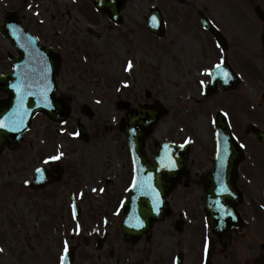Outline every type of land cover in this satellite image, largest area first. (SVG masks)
I'll return each instance as SVG.
<instances>
[{"label":"rangeland","instance_id":"1","mask_svg":"<svg viewBox=\"0 0 264 264\" xmlns=\"http://www.w3.org/2000/svg\"><path fill=\"white\" fill-rule=\"evenodd\" d=\"M28 1L39 4L25 10L24 4L21 5L23 0H6L1 3L0 21L8 6L20 8L22 22L42 38L43 44H52L61 53L63 59L55 79V96H61L69 104L70 114L62 123H52L42 115L35 116L22 144L16 149H6L0 153V247L1 244L3 246V251H0V264H31V258L33 264H36L39 261L36 257V260L33 258V253L47 255L51 251L48 248L59 246L60 225L62 230L64 225L67 232L75 226L72 222L69 226L67 218L61 217L69 215L68 188L75 190L78 185L83 189L85 186H98L96 176L100 167L101 171H107L108 167L115 171L121 169L116 167L114 161L123 162L126 154L125 137L118 128L125 111L123 104L126 102L133 106L135 101L146 102L145 90L151 93L147 102L157 99L167 109V113L155 124L151 138L146 140V149L152 152L153 139H187L191 143L188 157L190 167L208 165L204 156L212 149L211 120L218 111H230L235 125L239 124L241 136V128L249 121H255L264 129V99L259 98L256 86L250 85L248 81L233 96H230L231 93H217L205 98L200 91L203 69L206 66L210 68L220 53L214 49V53L209 51L205 58H200L203 32L196 11L205 12L215 21L227 22L235 17V10L243 8L238 0H128L124 13L122 12L126 20L121 26L112 25L104 16L86 9L87 17L80 16L79 21L62 15H58L57 19L53 9L57 0ZM58 1L74 7L73 0ZM151 6L158 7L166 18V29L161 38L149 35L142 19V15H147ZM111 25L113 28H110ZM141 28H144V32L140 31ZM182 32L184 36L181 35ZM235 50V47L230 48L227 53L229 59H232ZM263 50L250 48L246 51L250 57L252 54L256 56V67L261 65L258 59H263ZM7 52H13V48L0 34L1 73L6 72L9 66ZM238 56L237 59H242ZM129 61L133 62V66L126 70ZM243 64L246 75L244 77L247 78L249 71H253L248 61ZM257 73H254L255 77H258ZM262 77L264 81V75ZM259 80L262 81L261 78ZM260 90H264V87ZM3 96L5 95L0 91V97ZM77 122L85 128V133L79 137L73 135L77 134ZM245 136L249 137L248 133ZM261 146L254 143L253 151L260 149L263 152L264 146ZM20 147H24L23 151L29 157L30 163L27 166L16 152ZM61 152L66 155L62 162L66 169L65 178L59 187L55 185L41 191H31L23 185L32 168L41 164V157L54 156ZM107 157L110 159L107 160L109 166L105 163ZM253 166L262 169V161L253 163ZM258 169L256 172H260ZM89 171L92 173L88 174ZM241 177L243 181L248 178V174ZM191 178L197 179L193 174H190V180ZM104 179H100L99 185H105ZM190 183L191 187L187 191L191 194L187 198L182 194L183 189L179 192V200L189 207L199 203L201 195L200 187ZM255 185L264 187V175L258 178ZM106 186L108 187L104 194H100L98 189L95 193L87 190V197L106 200L111 196L108 193L113 194L115 190L110 184ZM246 191L248 192L247 187ZM120 194L117 192L114 200ZM89 205H86L83 218L89 215ZM110 205L113 207V204ZM38 220L41 223L38 224ZM167 226L166 220H160L155 230L157 234V229L161 228L157 235L152 230L149 241L141 239L137 242L135 252L126 254L131 258L130 264H169L168 252L174 250L176 234L169 232L170 228ZM11 228L14 230V237L11 235ZM201 228L199 225L198 230L192 229L198 233H190L188 243L185 235L178 236L179 248H186V256L188 254L186 264H193L199 256ZM255 228L256 236L264 238V214H258ZM168 233L171 235L166 237ZM114 234L110 241L116 254L111 256L113 261L106 258L105 264L115 263L117 258L123 264L124 252L121 253L120 249L124 244L120 242L117 233ZM13 240L16 241L15 244ZM79 240L80 238L73 243ZM234 244L235 251L233 247L218 251L220 256L214 259L215 264H223L219 260L224 254H228L227 257L232 256V264L251 262L246 241L239 240ZM190 245L191 249H188ZM15 246L16 249L13 248ZM35 246L38 248L32 253ZM88 255L89 253L82 257L87 259Z\"/></svg>","mask_w":264,"mask_h":264},{"label":"water","instance_id":"2","mask_svg":"<svg viewBox=\"0 0 264 264\" xmlns=\"http://www.w3.org/2000/svg\"><path fill=\"white\" fill-rule=\"evenodd\" d=\"M157 18L158 13H154ZM158 27V26H157ZM152 31H160L159 28L155 29L152 27ZM21 60V59H19ZM48 67L51 72V83L53 81V75L56 73V67L57 63L55 59H47ZM14 77V76H13ZM17 80L10 79L9 81H3L0 80V87L4 89H8V85L10 82H12L13 85L18 86L19 83V77L16 78ZM28 82L31 80L28 79ZM45 82H48V80H45ZM15 86V87H16ZM33 89L38 88L39 92L33 93V95L30 98L33 100L29 102L27 100V96L23 95L22 93H19L17 90H12L10 93V101L7 106L1 110L0 115L3 113V111H6L7 108L13 107V105H16V110L18 111L17 115V122L18 124H25L29 122V116H31L36 110L45 111L51 118H65L66 115L69 112V108L67 105H63L62 103L59 104L56 100L52 97L53 90L47 89V87L42 86L39 84L38 86H33ZM22 103L24 105H22ZM163 110L158 108L157 106L153 107H142L134 111V114L132 116H129V121L125 124H122V128L124 132L127 134V137L131 140V144L134 148L135 153L139 156V159L141 163L143 164L144 158H143V152H142V146H143V140L144 137L150 132L151 124H153L156 119L163 114ZM131 127V129H130ZM216 137L218 146L220 147L218 149V154L216 155V160L219 161L222 159L224 154V148L223 144L225 145L226 141L227 144L229 143L231 146V152L235 155L237 161L240 158V151L238 147L233 144L230 134L227 131V126L225 123V120L222 116H218L217 122H216ZM23 128V127H22ZM21 128V129H22ZM15 129L12 128H6V127H0V145L3 141H7L9 144H16L18 140L20 139L24 129ZM168 144H165L162 148L161 145L157 147L158 150H160L157 154V162L151 164L148 169L152 171L153 176V183L154 186L160 191V193L163 195L164 192L168 190V188H165L161 184V177L163 176V173H168V167H164V164L166 161L170 159V157L175 162L177 168L179 170H182L185 165V153L187 151L186 148H169ZM160 148V149H159ZM236 161V162H237ZM227 171L229 173H226L225 175V182L227 183V186L230 188L233 186L235 174L234 172V166L232 165H226ZM166 168V169H165ZM221 168L218 164L215 165V174L217 175V169ZM165 169V170H164ZM178 170V171H179ZM148 175V174H147ZM213 175V173H212ZM212 175L209 177V188L207 191L209 193L214 192V185ZM208 199V197H207ZM214 201V200H213ZM144 205V206H143ZM137 207V213L140 214L142 217L149 215V212L151 210V205L149 202H146L143 199H140V201L136 204ZM208 207L211 209V205L208 204ZM139 208V209H138ZM162 209H165V207H162ZM145 223L147 224V220H145Z\"/></svg>","mask_w":264,"mask_h":264},{"label":"flooded vegetation","instance_id":"3","mask_svg":"<svg viewBox=\"0 0 264 264\" xmlns=\"http://www.w3.org/2000/svg\"><path fill=\"white\" fill-rule=\"evenodd\" d=\"M253 1H255L256 3H259L257 0H248L247 3L250 5ZM261 3H264V0H262ZM246 12H251L252 7H247L246 8ZM79 13L81 11H84L82 9L78 10ZM66 13L71 16L70 12L68 10H66ZM246 13V14H247ZM256 28L260 27L261 28V38H263L264 35V21H258L256 24ZM262 45L264 47V41H262ZM237 60V59H234ZM240 60V59H239ZM262 65L260 66V70L262 73H264V59H258ZM208 72V71H207ZM207 75V78L209 79V75ZM207 79V80H208ZM122 166H124L122 164ZM190 188V184L189 183H185L184 184V191H183V196L188 194H191V192L187 191ZM126 195V194H125ZM171 208H172V217H168L167 219H170L171 221L173 220V222H176V220H181L183 221V231H187V233L189 234V236L191 234H193L192 229L191 228H187V218H191L193 222H196L198 224V222L201 221V218L198 215L195 214H199L200 211H198L197 207H195L194 205L189 207L187 204H184L181 206V201L179 200V192L175 191L171 194ZM93 206H91L92 208ZM80 216H81V212H80ZM207 218V217H206ZM99 219V216L95 215L92 211L90 212V214L86 217L83 218V220L81 221H75L76 222V230L77 232H80L82 230V228L86 231H88V235H81L80 237V241H77L76 244H72V249L74 251V261L72 264H75L76 262H81L82 261V255L89 253V262L88 264H105L106 258H110L113 261V258H111V256L116 254V251L113 247H111V241L112 237H113V233H115V230L113 229V224L108 220L107 216H103L101 217V219L97 222V220ZM77 225H79V228H77ZM90 228V229H89ZM191 233V234H190ZM68 237L74 241L76 239L75 234L73 232H69ZM152 237V234L150 233L149 235L147 234L146 237H143V239L145 240H150ZM59 246L56 248H48L51 249L50 253L45 255L42 253V258H41V262L39 264H60L59 263V259L61 257V253L59 252L58 249L59 247L62 246V237L59 234ZM234 239V237H233ZM232 239V240H233ZM249 240H253V244L256 245V239L251 237ZM109 242V243H108ZM98 243V244H97ZM83 244V245H81ZM86 245H91V248L89 247L88 249H86ZM63 247V246H62ZM261 247H264V244H261ZM191 247H189L190 249ZM56 249V250H55ZM60 251L61 248H60ZM60 253V254H59ZM253 253V251H252ZM43 255H44V259H43ZM254 259H256L257 257H253ZM43 260V262H42ZM119 259L117 258L115 260L116 263H112V264H119ZM166 263V262H165ZM111 264V263H110ZM169 264H171L169 262ZM194 264H199L198 263V257L197 260L195 261ZM214 264V263H213Z\"/></svg>","mask_w":264,"mask_h":264},{"label":"snow or ice","instance_id":"4","mask_svg":"<svg viewBox=\"0 0 264 264\" xmlns=\"http://www.w3.org/2000/svg\"><path fill=\"white\" fill-rule=\"evenodd\" d=\"M29 7H31V5ZM132 66H133V62L132 61H129L126 70H130L132 68ZM216 67L219 70L221 68V64H217ZM206 74L211 75V73L210 72H207V70H206ZM226 77H227V73H225V78H224V82L225 83H227V78ZM200 83H201V85H203L204 84V81H201ZM224 115L227 116L228 113H224ZM4 126L5 125L2 122H0V127H4ZM73 135H77V134L76 133H73ZM242 147H243V145H242ZM62 155H63V153L61 152L58 155L49 156V157L46 158L45 163H47L48 161H56V160H59ZM41 171H43V170L42 169H37V172H41ZM27 183H29V181L26 180L25 181V184H27ZM133 186H135V185H133ZM93 191H96V189H93ZM101 191H103V189H101ZM262 207H264V205H262ZM75 216H76V209H75V207H73V218H75ZM136 226L139 227L141 225H136ZM77 228H79V225H77ZM67 247H68L67 241H65V249H64L65 252H67ZM0 251H3V249H0ZM63 259H64V257L61 256V264H63Z\"/></svg>","mask_w":264,"mask_h":264}]
</instances>
